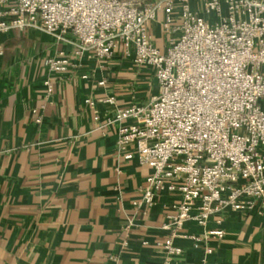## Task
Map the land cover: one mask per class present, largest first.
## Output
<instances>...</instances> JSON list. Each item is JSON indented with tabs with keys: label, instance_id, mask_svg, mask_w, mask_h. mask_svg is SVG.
<instances>
[{
	"label": "built area",
	"instance_id": "obj_1",
	"mask_svg": "<svg viewBox=\"0 0 264 264\" xmlns=\"http://www.w3.org/2000/svg\"><path fill=\"white\" fill-rule=\"evenodd\" d=\"M160 15L164 50L151 32ZM27 31L68 46L46 61L45 99L55 94L53 78L86 54L103 62L120 56L153 74L158 94L118 108L106 123L119 125V149L134 146L153 171L142 204L150 208L164 193L179 197L163 227L168 236L156 245L166 264L183 256L181 240L212 254L208 241L225 235L207 229L212 219L264 217V0H0V38ZM32 114L41 124V113ZM189 222L204 231L189 233Z\"/></svg>",
	"mask_w": 264,
	"mask_h": 264
},
{
	"label": "crops",
	"instance_id": "obj_2",
	"mask_svg": "<svg viewBox=\"0 0 264 264\" xmlns=\"http://www.w3.org/2000/svg\"><path fill=\"white\" fill-rule=\"evenodd\" d=\"M151 32L164 50L162 15ZM0 47V264H166L156 245L168 236L163 227L179 197L142 204L153 171L134 146L119 149V125L106 123L118 108L158 94L153 74L120 56L103 62L86 54L53 78L55 94L45 99L46 61L68 46L27 31L1 37ZM185 229L204 231L194 222ZM207 229L225 232L208 241L212 254L181 240L184 254L170 264H264V217L227 213Z\"/></svg>",
	"mask_w": 264,
	"mask_h": 264
},
{
	"label": "rangeland",
	"instance_id": "obj_3",
	"mask_svg": "<svg viewBox=\"0 0 264 264\" xmlns=\"http://www.w3.org/2000/svg\"><path fill=\"white\" fill-rule=\"evenodd\" d=\"M135 3H145V2H150V1H154V0H131Z\"/></svg>",
	"mask_w": 264,
	"mask_h": 264
}]
</instances>
